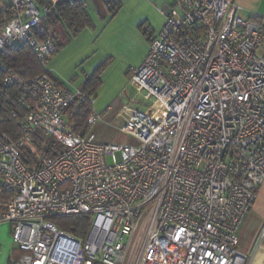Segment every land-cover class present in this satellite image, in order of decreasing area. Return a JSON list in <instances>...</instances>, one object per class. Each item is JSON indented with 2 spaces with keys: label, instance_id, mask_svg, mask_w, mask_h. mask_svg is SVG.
Instances as JSON below:
<instances>
[{
  "label": "built area",
  "instance_id": "obj_1",
  "mask_svg": "<svg viewBox=\"0 0 264 264\" xmlns=\"http://www.w3.org/2000/svg\"><path fill=\"white\" fill-rule=\"evenodd\" d=\"M60 1L10 0L0 30V55L27 47L42 69L0 79V94L16 92L18 129L0 132V224L25 253L19 264H246L237 231L264 182L260 18L239 17L234 0H171L129 69L146 109L116 115L137 145L102 143L69 121L92 98L47 70L56 47L44 24ZM99 120L92 109L86 124ZM39 135L62 149L30 167L22 150ZM77 214L92 219L84 239L51 221Z\"/></svg>",
  "mask_w": 264,
  "mask_h": 264
},
{
  "label": "crops",
  "instance_id": "obj_2",
  "mask_svg": "<svg viewBox=\"0 0 264 264\" xmlns=\"http://www.w3.org/2000/svg\"><path fill=\"white\" fill-rule=\"evenodd\" d=\"M150 2L157 9H153L152 13L142 12V7ZM234 2L239 17H259L264 27V0ZM81 3L92 27L68 38V42L51 57L47 70L57 85L81 90L86 78L108 61L99 77L101 84L92 98V109L100 114V119L112 115L116 118L122 105L119 97L128 86L125 72L129 77V69L139 66L148 51L150 40L139 34L137 26L147 23L151 36H154L163 27L171 0H81ZM9 4L10 0H0V9ZM49 30L54 42L59 41V34L67 37L65 28L58 22L52 23ZM68 64H72L74 70L67 71ZM260 186L251 210L244 216L237 231V250L247 258L246 264H264V186L261 191ZM17 251L9 224L1 223L0 264H19L21 255Z\"/></svg>",
  "mask_w": 264,
  "mask_h": 264
},
{
  "label": "trees",
  "instance_id": "obj_3",
  "mask_svg": "<svg viewBox=\"0 0 264 264\" xmlns=\"http://www.w3.org/2000/svg\"><path fill=\"white\" fill-rule=\"evenodd\" d=\"M37 5L45 4V0H34ZM116 7L111 10L113 13ZM14 13L10 6L0 9V30L7 20L13 17ZM60 23L67 33V37L76 36L85 28L92 27V22L87 15L81 0H73L72 4L68 0L60 1L53 12L49 15L44 24L48 35L51 37L49 26L52 23ZM139 31L149 41L151 40V31L147 23L142 22L138 25ZM56 51L63 44L55 41ZM108 61L98 66L91 75H89L83 83L81 91L88 97L93 98L96 90L99 88L100 75L104 71ZM41 67L35 59L32 52L27 47H20L14 51L0 55V79L10 71L16 72L24 77H32L41 72ZM16 92L10 91V98H6L0 94V132L7 133L12 138L18 137L17 124L14 119L9 118L12 111H16ZM92 110L90 102H86L77 108L74 113H70L69 121L74 126V132L86 134L90 129L86 124L87 117ZM62 149V146L53 138L44 136H36L30 147L22 150V160L27 166H33L37 162L38 156L42 151L48 156H54L55 153ZM90 216L88 215H58L51 218L59 229L66 231L76 238L84 239L90 228Z\"/></svg>",
  "mask_w": 264,
  "mask_h": 264
},
{
  "label": "rangeland",
  "instance_id": "obj_4",
  "mask_svg": "<svg viewBox=\"0 0 264 264\" xmlns=\"http://www.w3.org/2000/svg\"><path fill=\"white\" fill-rule=\"evenodd\" d=\"M144 10H141L142 12H146L149 11V13H152V11H154L153 9H157L155 4L153 3H149L148 5H144L142 7ZM138 29V26H137ZM139 31V29H138ZM139 34L141 36H144L140 31ZM145 37V36H144ZM59 41L65 45L68 42V37H66L65 35L59 34L58 35ZM146 38V37H145ZM70 63V62H68ZM70 67L67 71L69 70H74V68L72 67V64H68ZM126 73V78L129 81V77L128 72ZM119 99L121 100V106L118 108V112H120L122 110V106H130V105H135L136 107H139L141 109H146V104H140V100H142L141 96H138L136 90L130 86L128 84L125 92H123ZM114 101V100H113ZM113 105V104H111ZM117 112V113H118ZM117 115V114H116ZM114 116H110L108 118H104V119H100L97 123H95L91 128H90V132L94 134L95 138L99 141V142H104V143H126V144H131V145H137V142L128 135H125L123 133H121L119 131V128L121 126V120L119 118H113ZM264 186V183L261 184L260 186V191L262 190ZM92 219L90 220L91 223ZM239 247V246H238ZM17 254L19 255H24V252H21L20 250L17 251Z\"/></svg>",
  "mask_w": 264,
  "mask_h": 264
}]
</instances>
